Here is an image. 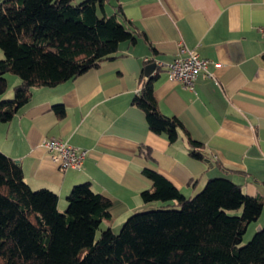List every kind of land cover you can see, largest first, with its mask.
<instances>
[{"label": "crops", "instance_id": "0c3cea01", "mask_svg": "<svg viewBox=\"0 0 264 264\" xmlns=\"http://www.w3.org/2000/svg\"><path fill=\"white\" fill-rule=\"evenodd\" d=\"M118 2L150 42L123 43L120 55L98 67L54 86H33L29 102L11 120H0V149L20 162L33 188L56 191L59 204L67 205L75 184L91 181L112 199L111 216L102 224L115 231L130 214L161 204L141 198L152 185L144 167L163 173L186 195L210 177H229L262 199L259 217L248 226L259 229L264 225V0ZM181 46L209 59L214 77L199 72L191 90L160 68L154 93L164 113L177 115L205 143L204 159L189 153L183 135L170 142L152 131L145 111L132 102L146 59L171 61ZM6 76L14 89L20 78ZM56 103L66 108L62 118L52 109ZM52 136L89 150L82 168L64 169L52 160L42 144ZM142 144L150 146L153 159L138 153Z\"/></svg>", "mask_w": 264, "mask_h": 264}, {"label": "trees", "instance_id": "16d2710c", "mask_svg": "<svg viewBox=\"0 0 264 264\" xmlns=\"http://www.w3.org/2000/svg\"><path fill=\"white\" fill-rule=\"evenodd\" d=\"M139 38L150 42L118 0H1L0 95L8 88V72L20 82L14 98L0 99V120H11L29 102L33 86L72 79ZM160 68L146 75L144 67L132 102L145 111L152 131L170 142L183 135L189 153L204 159L205 143L159 107L154 89ZM52 109L60 118L66 114L63 103ZM138 153L154 158L146 144ZM143 172L152 185L141 191L142 200L161 204L130 214L118 231L105 226L97 237L111 216L109 196L91 181L81 182L71 188L62 211L58 193L33 188L20 162L0 149V264H264V225L243 242L261 213L260 197L226 176L210 177L186 195L158 170Z\"/></svg>", "mask_w": 264, "mask_h": 264}, {"label": "built area", "instance_id": "2783aa9c", "mask_svg": "<svg viewBox=\"0 0 264 264\" xmlns=\"http://www.w3.org/2000/svg\"><path fill=\"white\" fill-rule=\"evenodd\" d=\"M156 61L157 66L159 65L167 71L171 79L182 83L184 87L191 90L195 89V81L199 72L205 71L214 77L213 73L209 71V59L185 46L180 47L173 60ZM42 144L52 160L64 169L82 168L89 152L87 148L74 145L59 137L45 138Z\"/></svg>", "mask_w": 264, "mask_h": 264}, {"label": "rangeland", "instance_id": "374dc122", "mask_svg": "<svg viewBox=\"0 0 264 264\" xmlns=\"http://www.w3.org/2000/svg\"><path fill=\"white\" fill-rule=\"evenodd\" d=\"M8 74L9 75H16L17 77H19L20 78V76L19 75H17V74H15V73H12V72H8ZM10 89H11V97H10V99L11 98H14V95H15V91H14V89H13V84L11 83L9 86H8V88H7V90H6V92L4 93V94H8L9 92H10ZM59 207H60V210H62V211H64L65 209H66V207H67V205H66V202H64V203H62V204H59ZM105 227V224L103 223L101 226H100V228L98 229V231H97V234H96V236L97 237H99V235H100V233H101V229H103ZM118 230H120V229H118ZM117 230V231H118ZM255 229H253L252 227H249V229H247V231H246V233H245V235H244V240H243V242H247V241H249L251 238H252V236H253V234L255 233Z\"/></svg>", "mask_w": 264, "mask_h": 264}, {"label": "water", "instance_id": "95a60500", "mask_svg": "<svg viewBox=\"0 0 264 264\" xmlns=\"http://www.w3.org/2000/svg\"><path fill=\"white\" fill-rule=\"evenodd\" d=\"M263 58H264V55H263ZM156 69H157V61L152 60L146 64L145 74L150 75V74L154 73Z\"/></svg>", "mask_w": 264, "mask_h": 264}]
</instances>
